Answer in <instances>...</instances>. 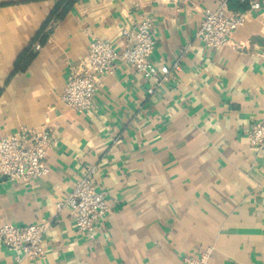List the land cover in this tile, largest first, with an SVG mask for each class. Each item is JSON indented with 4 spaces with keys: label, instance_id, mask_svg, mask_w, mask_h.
<instances>
[{
    "label": "crops",
    "instance_id": "1",
    "mask_svg": "<svg viewBox=\"0 0 264 264\" xmlns=\"http://www.w3.org/2000/svg\"><path fill=\"white\" fill-rule=\"evenodd\" d=\"M55 2L0 0V135L52 132L46 176L0 179V225L48 223L44 257L17 262L0 243V264H185L208 246V264H264V144L247 139L264 118V10L248 11L230 41L210 49L194 34L221 0H76L14 71ZM139 14L155 29L151 61L178 60L181 70L153 87L115 63L94 109H69L60 96L89 42L119 48L121 27ZM86 164L97 165L110 206L93 239L76 232L69 208H56Z\"/></svg>",
    "mask_w": 264,
    "mask_h": 264
},
{
    "label": "built area",
    "instance_id": "2",
    "mask_svg": "<svg viewBox=\"0 0 264 264\" xmlns=\"http://www.w3.org/2000/svg\"><path fill=\"white\" fill-rule=\"evenodd\" d=\"M229 0H221L213 10L201 19L194 40L210 49L225 46L237 28L243 25L248 11L264 10V0H237L246 6L243 11L226 9ZM120 47L109 40L94 38L88 44L85 56L69 71L60 100L71 110L89 112L94 108L93 99L104 75L112 72L115 63H124L150 80L162 85L171 71L178 72L181 65L175 60L170 65H156L150 59L156 44L155 29L150 18L139 14L128 26L120 29ZM35 49L39 48L35 44ZM264 55V45L262 46ZM181 55V54H180ZM148 88V93L153 92ZM52 139L51 129L45 125L38 128H22L16 134L0 135V179L31 184L46 176L49 168L45 157ZM252 146L264 144V118L252 123L248 134ZM97 165L86 164L73 188L56 203L58 210L67 207L73 214V225L79 234L93 239L96 222L109 212L110 206L104 190L96 178ZM48 223L36 222L19 227L0 225V243L6 245L17 262L29 258L38 262L44 257L43 234ZM213 248H199L194 255L183 258L185 264H208Z\"/></svg>",
    "mask_w": 264,
    "mask_h": 264
},
{
    "label": "trees",
    "instance_id": "3",
    "mask_svg": "<svg viewBox=\"0 0 264 264\" xmlns=\"http://www.w3.org/2000/svg\"><path fill=\"white\" fill-rule=\"evenodd\" d=\"M76 0H56L52 10L46 16L44 22L41 24L39 30L29 42L27 48L18 56L14 63V71H22L26 68L29 61L33 58L35 44L42 45L50 34L53 26L60 21L68 12ZM246 9V6L239 3V11Z\"/></svg>",
    "mask_w": 264,
    "mask_h": 264
}]
</instances>
